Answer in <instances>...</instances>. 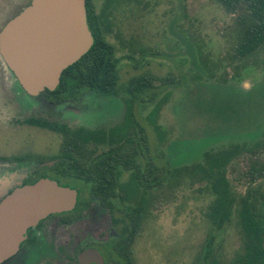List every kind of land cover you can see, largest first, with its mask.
I'll return each instance as SVG.
<instances>
[{
    "label": "rangeland",
    "instance_id": "rangeland-1",
    "mask_svg": "<svg viewBox=\"0 0 264 264\" xmlns=\"http://www.w3.org/2000/svg\"><path fill=\"white\" fill-rule=\"evenodd\" d=\"M30 1L0 0V32ZM96 3L100 11L103 0ZM111 19L119 38L110 41L118 54L131 53L141 62L135 68V63L124 61L121 82L147 71L162 78L169 73L189 78L180 86L162 87L155 103L135 109L157 165L175 169L201 162L211 149L248 144L258 148L256 153H244L232 161L227 175L238 196L250 189L264 195V177L252 183L253 165H264V52L245 60L237 57L235 17L213 0H121L112 9ZM18 86L0 60V155L25 147L37 149L36 155H55L62 138L54 131L9 126L12 119L26 117L20 109L26 100L22 94L17 96ZM126 99L124 94L104 99L87 92L79 102L83 109L67 116L74 124L113 127L126 118ZM161 101L157 125H153L152 112ZM7 173L0 168V181L8 177L2 186L10 178ZM127 181L121 176L122 183ZM75 185L81 197L88 199L84 185ZM149 196L148 213L134 244L136 264H196L210 237L221 263H231L242 254L237 215L223 230H215L206 217L213 197L203 184L183 180L178 188L167 185ZM86 214L85 229L98 230V221L107 219L98 200Z\"/></svg>",
    "mask_w": 264,
    "mask_h": 264
},
{
    "label": "trees",
    "instance_id": "trees-1",
    "mask_svg": "<svg viewBox=\"0 0 264 264\" xmlns=\"http://www.w3.org/2000/svg\"><path fill=\"white\" fill-rule=\"evenodd\" d=\"M120 1L103 0L99 11L96 0H86L87 21L94 44L87 54L62 73L56 91L46 90L45 93L57 95V101L64 97L76 100L85 91L104 99L124 94L127 97L126 118L116 126L96 129L43 124L62 136L61 149L64 151L84 154L102 151L96 159L92 157L81 164L67 163L62 173L51 178L61 186L76 190L75 184H83V191L99 198L110 214L116 216V228L128 232V249L133 247L142 230L152 191L167 185L178 188L183 180L203 184L213 197L206 217L212 227L220 231L231 223L236 214L241 227L243 252L233 262L221 263L212 248L214 239L210 237L196 264H264V195L250 189L245 195L238 196L227 175L232 161L244 153L255 154L258 148L248 144L232 145L206 151L201 162L191 165L175 169L170 165H157L149 137L137 119L135 109L142 104L155 103L162 87H177L189 78L183 74L174 77L171 73L162 78L147 71L121 82L123 62L135 63V68L141 62L131 53L119 55L117 46L110 41V38H119L113 30L111 13ZM213 1L235 17L237 57L245 60L264 52V0ZM144 56L145 53L142 58ZM200 56L202 58V54ZM203 66L208 70L205 63ZM208 75L214 78L213 73ZM162 105L163 101L152 112L153 125H157L155 117ZM76 156L67 158L76 161ZM257 164L252 167V183L264 177V165ZM124 172L130 174V179L122 183ZM80 198L74 211L63 214L81 213L87 206V200ZM130 264H134L132 259Z\"/></svg>",
    "mask_w": 264,
    "mask_h": 264
},
{
    "label": "water",
    "instance_id": "water-1",
    "mask_svg": "<svg viewBox=\"0 0 264 264\" xmlns=\"http://www.w3.org/2000/svg\"><path fill=\"white\" fill-rule=\"evenodd\" d=\"M94 44L86 0H32L0 32V57L30 96L56 90L62 73ZM78 190L50 178L4 193L0 200V264L13 257L29 228L75 210ZM96 252L83 254L94 260ZM98 255V254H97Z\"/></svg>",
    "mask_w": 264,
    "mask_h": 264
},
{
    "label": "flooded vegetation",
    "instance_id": "flooded-vegetation-1",
    "mask_svg": "<svg viewBox=\"0 0 264 264\" xmlns=\"http://www.w3.org/2000/svg\"><path fill=\"white\" fill-rule=\"evenodd\" d=\"M24 8L25 6L13 15L11 19L17 16ZM0 60L6 71L18 83L14 74L5 65L1 57ZM45 91L38 96H30L19 85L16 94H18L17 96L22 94L26 100L25 103L19 102L20 109L22 111L25 110L26 117L12 119L13 122L9 126L47 132L51 130L42 126L43 124L53 126L66 125L70 128H97L86 123L74 124V121L68 118L70 113L80 112L82 105L79 102L87 91L76 100L64 97L61 101L56 100L57 95H51V93L48 94ZM22 113L24 114V112ZM57 135L62 138L59 133ZM37 152V149L33 150L25 147L15 153L0 155L2 172L11 174L9 180L5 182L6 186H2V184L4 179H8V177L0 181V200L4 193H12L16 188L34 184L42 178L52 179L51 177H55L64 171L63 167L67 163H70V165L81 164L86 160L89 161L92 157L96 159L98 154L102 153L100 150H96V153L93 154H84L74 151L67 152L62 149L58 150L55 155L46 153L36 155ZM67 156H76L77 160H69ZM121 176H126L130 179V174L126 172L122 173ZM88 196V199H86L87 206L84 207L81 213L72 215L53 214L40 221L35 227L29 228L18 252L2 264H130L131 259L136 264L137 251L134 250V245L132 248H127L129 247V237L126 236L128 232L116 228V216L110 214L99 198ZM80 197L79 191L78 200ZM80 199L84 200L85 198L81 197ZM94 200H98L101 208L107 211V219L104 222L98 221V230L85 229L89 223V215L86 213ZM93 251L98 254L95 255L94 260H82L83 254Z\"/></svg>",
    "mask_w": 264,
    "mask_h": 264
}]
</instances>
